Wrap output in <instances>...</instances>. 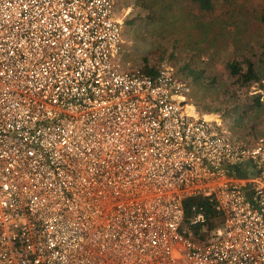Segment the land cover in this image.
<instances>
[{
	"label": "built area",
	"instance_id": "obj_1",
	"mask_svg": "<svg viewBox=\"0 0 264 264\" xmlns=\"http://www.w3.org/2000/svg\"><path fill=\"white\" fill-rule=\"evenodd\" d=\"M114 1L0 0V264H264V134L119 69Z\"/></svg>",
	"mask_w": 264,
	"mask_h": 264
},
{
	"label": "rangeland",
	"instance_id": "obj_2",
	"mask_svg": "<svg viewBox=\"0 0 264 264\" xmlns=\"http://www.w3.org/2000/svg\"><path fill=\"white\" fill-rule=\"evenodd\" d=\"M263 10L264 0H216L210 11L190 0H115L122 39L118 68L169 65L187 85L186 101L217 114L228 140L252 141L264 134ZM243 54L261 79L239 89L225 62Z\"/></svg>",
	"mask_w": 264,
	"mask_h": 264
},
{
	"label": "trees",
	"instance_id": "obj_3",
	"mask_svg": "<svg viewBox=\"0 0 264 264\" xmlns=\"http://www.w3.org/2000/svg\"><path fill=\"white\" fill-rule=\"evenodd\" d=\"M190 1H192L194 5L197 7V9L201 11L212 10L216 3V0H190ZM259 19L264 24V10L260 13ZM259 57L264 67V41L261 44ZM143 67L145 68V70L150 72L154 70V67L147 66V64H144ZM225 70H226V74L230 78L231 84H233L235 87L239 89H242L244 86L248 85L253 80H257L258 82H260L259 80L261 79L259 72L256 71L254 67V63L252 62L250 56H248L247 54H243L238 58L232 56L231 59L225 62ZM255 102H257V98L255 99ZM194 200H197L199 203H202L203 205L206 215V220H205L206 229L214 227L221 221V212L214 208L213 203L205 200L203 197L199 195H193L184 198L183 204L186 211H188V206ZM199 236L201 238L203 237L202 234H199Z\"/></svg>",
	"mask_w": 264,
	"mask_h": 264
},
{
	"label": "bare ground",
	"instance_id": "obj_4",
	"mask_svg": "<svg viewBox=\"0 0 264 264\" xmlns=\"http://www.w3.org/2000/svg\"><path fill=\"white\" fill-rule=\"evenodd\" d=\"M186 107L189 109L190 112L195 113L194 110H193L194 109L193 106H191V105L188 104V105H186ZM207 113H209V114H207ZM204 114L208 118H216V114L213 113V112H211V113L210 112H204Z\"/></svg>",
	"mask_w": 264,
	"mask_h": 264
}]
</instances>
